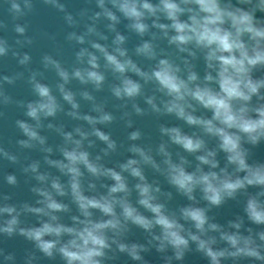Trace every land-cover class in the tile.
<instances>
[{
  "label": "clouds",
  "instance_id": "9594fccd",
  "mask_svg": "<svg viewBox=\"0 0 264 264\" xmlns=\"http://www.w3.org/2000/svg\"><path fill=\"white\" fill-rule=\"evenodd\" d=\"M36 2L9 0V11L14 19L24 17L34 10ZM42 2L62 12L68 25L76 24L73 14L66 11L63 0ZM96 5L100 11L94 12L89 19L95 21L103 16L109 22L106 26L115 32L111 50L106 45L90 41L92 48L103 56V67L118 80L111 85L112 95L129 100L143 96L153 112L174 115L189 127L198 129V132L191 133L179 125H161L159 129L161 136H167L169 142L194 156L197 163L190 169L191 161L180 153H177L178 159L173 160L167 142L163 141L157 147V154L162 157L160 162L153 157L151 148L137 144L128 148L135 156L120 163L118 169L100 163L99 155L92 158L84 147L85 140L89 146L94 143L88 139L90 135L106 144L102 149L105 155L115 149V141L110 135L96 127L97 124L110 123L114 117L104 110L102 104L96 103L93 111L97 115H81L77 111L79 104L75 94L65 85L74 78L81 84L90 83L100 89L106 77L98 62L99 57L81 47L75 53L76 60L86 66L74 67L69 72L58 60L45 54L42 63L45 68L51 66L60 78L57 89L63 100L71 105L72 111L68 114L87 121L91 132L76 127L74 132L79 137L76 138L73 132L57 129L65 142L59 147L63 159L54 160L48 156L44 159L67 176V183L61 182L58 176L50 177L49 173L38 171V162H32L25 171L30 169L41 183L32 189L40 197L37 206L24 203L17 208L5 202L7 197L0 200V234L10 236L18 232L33 241L45 256L53 257L58 253L64 264H105L113 245L132 260L142 261L141 252L147 250L146 246L124 239L131 224L151 235L157 251L171 248L176 260H182L190 243H194L209 264H222L228 258L233 261L246 258L250 264H264V228L253 232L248 227L245 234L240 231L243 218L229 220L225 227L210 218L207 212V206H219L226 199L245 192L243 210L247 220L258 226L264 225V161L250 163L248 149L244 147L245 144L254 146L264 141V71H261L264 70V0H96ZM122 19L127 22L125 27L129 31L142 38L134 52L154 61L149 68H141L128 55V49L124 47L126 36L116 30ZM14 30L24 36L26 27L17 23ZM89 33L107 38L97 32L93 23L86 25V33L69 32L67 39L83 44ZM145 35L149 38L143 39ZM161 39L177 53L187 55L179 56L177 62L164 49L158 52L155 42ZM25 41L31 42L28 37ZM20 42L17 39V43ZM9 47L7 41L0 38V57L8 54ZM12 55L19 57L20 64H26L30 59L28 53L13 51ZM196 59L203 61L202 75L193 64ZM256 71L261 74L254 75ZM128 73L139 79H133ZM28 79L36 99L18 103L33 123L24 119L15 121L26 137L17 143L23 147H32L33 142L43 146L45 137L38 131L41 121L55 116L62 106L50 86L37 79V73H31ZM0 81L12 83L13 77L0 76ZM148 83L161 94L159 104L155 94L144 95L143 85ZM80 95L86 100H94L87 90L81 91ZM132 107L138 114L144 111L135 103ZM128 124L131 126V121ZM47 126L53 127L51 123ZM140 135L139 130H133L128 138L135 141ZM205 137L214 138L215 146L209 147ZM42 150L50 153L52 148ZM218 152L224 153L223 167L217 159ZM0 156L12 161L16 159L3 148H0ZM142 165H149L163 174L189 203L177 210H169L157 195L161 192L159 185L148 181ZM82 167L93 177L110 180L109 184H101L106 191H95L96 185L90 181L86 193L81 182ZM129 176L136 181L131 188ZM5 180L12 185L17 182L13 174L6 175ZM250 187L256 191L247 192ZM133 189L135 203L129 199ZM197 191L200 199L206 202L205 206L197 200ZM69 194L79 213L70 217L71 224L62 222L58 215L69 211V205L57 197ZM166 195L171 197V193ZM93 210L100 215L95 216ZM22 212L35 214L38 223L21 226ZM213 233L218 234L225 247L215 246L218 241ZM170 260L171 257L166 258L165 264H170Z\"/></svg>",
  "mask_w": 264,
  "mask_h": 264
},
{
  "label": "water",
  "instance_id": "95a60500",
  "mask_svg": "<svg viewBox=\"0 0 264 264\" xmlns=\"http://www.w3.org/2000/svg\"><path fill=\"white\" fill-rule=\"evenodd\" d=\"M66 5V11L73 14L74 19L77 21L74 25H68L64 20V14L56 9L45 5L42 0H37L34 6V10L24 17L13 18L12 13L9 11V0H0V38L7 41L9 52L6 56L0 57V76L13 77V82L8 83L6 81H0V148H3L11 155H15V161L9 160L6 156H0V200L4 197L8 199L5 201L9 204L16 205L17 208H21L24 203L30 205H36L39 194L32 191L33 187L41 186V183L37 181L34 174L29 169L25 171L32 162H38L40 172H47L51 176H58L63 183H67V176L59 172V170L49 165L44 157L48 156L50 159H63L59 147L64 145V138L57 129H62L65 132H73L74 137L79 138L74 132L76 127H81L84 131L91 132V126L87 121L83 119H76L68 113L72 111L71 105L63 100L59 90L57 89V83L61 82L60 78L56 74L55 70L49 66L45 68L42 63V57L48 54L58 60L61 65L69 72L74 67H85L86 64H80L76 60L75 53L79 51L81 47L88 48L89 51L96 53L99 57V63L101 70L105 73V81L100 89H96L92 84H81L78 80L72 78L65 85L67 89H70L75 94V99L79 104L77 111L83 115L85 113L90 115H97L93 111V104H102L105 111L110 112L114 119L110 123L97 124L96 127L102 131L108 133L110 138L115 141V149L110 150L107 155L104 154L102 149L106 148V144L99 140L94 135H90L88 139L94 143L89 146L87 140L84 141V147L90 153L92 158L97 155L101 157L100 163L106 167L117 168L120 163L126 161L128 158L135 156L134 153L128 150L131 144H137L145 148H151L153 157L160 162L162 157L157 154V147L163 141L167 142L168 150L172 153L173 160L178 159L177 153L187 157L191 164L188 166L190 169L197 163L194 156L185 153L178 145L172 144L168 141L167 136H161L159 131L160 126H173L179 125L185 132L191 133L197 131L194 126L189 127L183 121L178 120L174 115L166 113H156L150 109L145 103L143 96H138L135 100L129 99H117L111 93V85L118 83L115 75L108 69L103 67V56L94 48H92L90 41H96L102 45L108 46L109 50L112 48V40L115 32L110 30L106 25L109 23L103 16L97 18L95 21L89 19L92 14L100 9L96 5V0H63ZM259 16L260 13L258 12ZM17 23L23 24L26 27L24 36L15 32L14 27ZM95 24L98 33H102L106 36V39H101L100 35L96 33H89L85 35L83 44L77 43L75 40H68L67 34L71 31H75L77 34L86 33V25ZM127 22L123 19L116 25V30L120 31L126 36L124 47L128 49V55L144 69L149 68L154 61L147 60L141 56H137L134 52L135 46L142 39L135 33L129 31L125 24ZM25 37L30 39V43L25 41ZM145 35L143 39H148ZM17 39L21 42L17 43ZM157 51L160 52L164 49L165 52L173 59L179 62V56H185L186 53H177L174 47L168 46L165 40H157ZM28 53L30 56L29 61L26 64H20L18 62L19 57L13 56L12 52ZM196 71L203 74V61L202 59H196L193 61ZM264 71V70H261ZM261 71L254 72V75L259 76ZM31 73H37V79L42 80L48 84L56 96L58 102L62 108L56 113L55 116L43 118L41 121L42 126L38 131L45 137V144L33 142L32 147H23L17 143L18 140L26 139L20 129L16 126L15 121L17 119L28 120L29 123H33L27 116L24 115V108L18 102L26 103L29 100L36 99L34 92L32 91L29 83V76ZM133 79H139L133 73H128ZM143 84V81H141ZM87 90L94 100H86L80 95L81 91ZM144 95L155 94L157 97V103L159 104L161 94L155 92L154 85L151 83L143 85ZM4 97L8 99L5 100ZM133 103L137 104L141 109H144L142 113H136L133 109ZM202 111V110H201ZM199 114V112L197 113ZM128 121H131L129 126ZM51 123L53 127L49 128L47 125ZM133 130H139V139L130 140L129 133ZM208 141L209 147L215 146L214 138L205 137ZM51 147L50 153L44 152L42 148ZM244 147L249 152V162L264 161V141L256 145L245 144ZM138 158V157H137ZM217 159L220 162V166L225 164L224 153L218 152ZM163 166V165H162ZM144 173L149 182L158 184L161 192L157 195L160 200L163 201L169 210H177L180 206L189 203L185 196L176 191V189L170 185L166 177L160 172L155 171L149 165H142ZM207 167V166H205ZM83 176L81 177L82 185L88 193V184L93 182L96 185L95 191L104 192L105 188L101 187V184L111 183L105 177H93L86 170L83 169ZM13 174L16 177V183L14 185L8 184L5 180L6 175ZM127 175V173H125ZM136 181L132 177H128L129 187ZM47 186V182H45ZM255 188H249L247 192L254 193ZM171 193L169 198L166 194ZM197 200L201 206H205L206 202L200 199V193H195ZM247 193L240 192L235 198L226 199L219 206H207V212L210 218L215 222L227 227L229 220H235L237 217L243 218V225L240 229L241 232L246 233V228L251 227L253 232L264 228V225H255L247 220L244 213V202ZM57 199L62 200L69 205V211L58 213L61 221L67 224H71L70 217L72 215H79L76 205L72 202L71 196H58ZM133 203L136 200V192L133 189L129 197ZM94 211L95 216L100 214ZM143 211V209H141ZM145 215L150 213L145 212ZM21 226L28 227L38 223L35 214L24 213L20 215ZM155 231L158 232V229ZM216 247H225L223 241H220L217 233ZM126 242H136L144 244L146 251L141 252L143 257L142 261L132 260L126 252H120L113 245L112 249L108 251V256L105 258V264H165L166 258L171 257L170 264H209V261L202 252L196 250L195 244L190 243V248L185 252L182 260H176L173 256L171 248L166 249L164 252L157 251L155 244L156 241L152 240L151 235L145 230L137 227L136 225H129V230L124 237ZM152 241V243H149ZM11 256L12 259L8 260L5 257ZM0 264H64L58 253L53 257L45 256L38 248H36L33 241L27 239L25 236L14 232L12 235L0 234ZM222 264H250L248 259H240L233 261L231 258L224 259ZM259 264V262H256Z\"/></svg>",
  "mask_w": 264,
  "mask_h": 264
}]
</instances>
